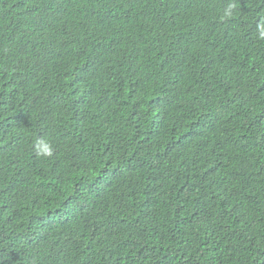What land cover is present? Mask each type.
Segmentation results:
<instances>
[{
	"label": "trees",
	"instance_id": "1",
	"mask_svg": "<svg viewBox=\"0 0 264 264\" xmlns=\"http://www.w3.org/2000/svg\"><path fill=\"white\" fill-rule=\"evenodd\" d=\"M262 23L264 0H0V264H264Z\"/></svg>",
	"mask_w": 264,
	"mask_h": 264
},
{
	"label": "clouds",
	"instance_id": "2",
	"mask_svg": "<svg viewBox=\"0 0 264 264\" xmlns=\"http://www.w3.org/2000/svg\"><path fill=\"white\" fill-rule=\"evenodd\" d=\"M231 15V7L226 10L225 16ZM259 29V38L264 40V23L258 26ZM37 154L40 156L50 157L53 155V148L51 144L47 141H40L37 145Z\"/></svg>",
	"mask_w": 264,
	"mask_h": 264
}]
</instances>
